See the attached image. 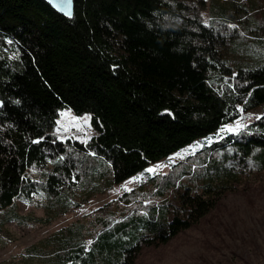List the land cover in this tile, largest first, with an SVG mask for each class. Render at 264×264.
<instances>
[{"label":"trees","instance_id":"16d2710c","mask_svg":"<svg viewBox=\"0 0 264 264\" xmlns=\"http://www.w3.org/2000/svg\"><path fill=\"white\" fill-rule=\"evenodd\" d=\"M74 5L66 17L45 0H0V245L9 222L50 224L248 118L4 264H137L236 184L264 181V114L250 115L264 106V0ZM64 109L90 115L95 134L60 139ZM34 197L44 216L21 215L18 201Z\"/></svg>","mask_w":264,"mask_h":264},{"label":"rangeland","instance_id":"374dc122","mask_svg":"<svg viewBox=\"0 0 264 264\" xmlns=\"http://www.w3.org/2000/svg\"><path fill=\"white\" fill-rule=\"evenodd\" d=\"M226 1V0H222ZM206 22H210L208 13ZM2 101L0 100V108ZM264 114V106L250 112L251 116ZM238 119L219 131L215 137L201 139L198 142L158 162L150 168L155 172H144L114 186L112 189L91 198L82 207L71 210L66 215L47 225L19 223L12 221L6 227L13 236L11 241L0 245V264L25 255V250L37 244L54 231L84 218L94 209L117 198L124 192L131 191L140 185L149 187L148 179L153 175H170L174 164L184 161L214 140L237 134L246 125V119ZM228 128L238 129L229 132ZM56 133L62 140L73 138L86 141L95 134L90 115H75L70 109H64L57 120ZM242 155L240 147L231 153ZM226 157H230L227 153ZM243 160V159H242ZM264 181L243 182L233 192L223 195L217 208L208 220L199 227L185 232L166 246L143 251L137 264H264ZM41 198L20 199L19 212L23 216H44ZM24 264V263H16ZM33 264V263H30Z\"/></svg>","mask_w":264,"mask_h":264},{"label":"water","instance_id":"95a60500","mask_svg":"<svg viewBox=\"0 0 264 264\" xmlns=\"http://www.w3.org/2000/svg\"><path fill=\"white\" fill-rule=\"evenodd\" d=\"M56 11L66 17H72L74 12V0H45Z\"/></svg>","mask_w":264,"mask_h":264},{"label":"snow or ice","instance_id":"6c2138e0","mask_svg":"<svg viewBox=\"0 0 264 264\" xmlns=\"http://www.w3.org/2000/svg\"><path fill=\"white\" fill-rule=\"evenodd\" d=\"M238 129H233V128H228L227 129V131H229V132H233V131H237ZM148 172H155L156 171V169L155 168H149L148 170H147Z\"/></svg>","mask_w":264,"mask_h":264}]
</instances>
